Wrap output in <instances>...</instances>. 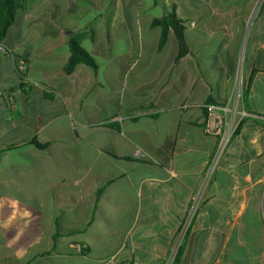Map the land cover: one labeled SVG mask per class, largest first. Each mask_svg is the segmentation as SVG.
Here are the masks:
<instances>
[{"label":"crops","instance_id":"crops-1","mask_svg":"<svg viewBox=\"0 0 264 264\" xmlns=\"http://www.w3.org/2000/svg\"><path fill=\"white\" fill-rule=\"evenodd\" d=\"M255 10L27 0L0 61V264H264V0ZM172 12L179 59L153 25ZM69 33L96 71L65 72ZM214 36L224 54L207 65ZM241 70L249 110L210 173L205 107L232 101Z\"/></svg>","mask_w":264,"mask_h":264},{"label":"trees","instance_id":"trees-1","mask_svg":"<svg viewBox=\"0 0 264 264\" xmlns=\"http://www.w3.org/2000/svg\"><path fill=\"white\" fill-rule=\"evenodd\" d=\"M27 0H0V42L7 37L10 28L14 25L17 15L23 12L26 9ZM153 25L160 27L162 30L160 47H163L167 41L169 30L172 29L176 36V39L179 44V58L184 57L188 48L185 41V27L180 19L176 16L175 12H172L165 16L162 19H157L153 22ZM70 34L69 46H70V57L65 66V72L67 74L72 73L76 67L80 64H85L92 68L93 70L98 69V65L94 58L87 52L80 43V35ZM251 94V79L248 83H243L242 86V96H243V105L246 110H249V98ZM208 104H214L210 101ZM206 110V108H205ZM207 114V112H206ZM240 125L237 128L239 130ZM236 131V132H237ZM39 147L44 148V145H39ZM101 189L98 192L97 199L100 198L102 194ZM182 247L179 248L177 258L182 255Z\"/></svg>","mask_w":264,"mask_h":264},{"label":"built area","instance_id":"built-area-1","mask_svg":"<svg viewBox=\"0 0 264 264\" xmlns=\"http://www.w3.org/2000/svg\"><path fill=\"white\" fill-rule=\"evenodd\" d=\"M10 53V49L4 42H0V61L1 58ZM243 104L242 88L236 90L232 101L227 104H208L206 105L207 125L206 131L210 134L219 136V143L212 159L210 173L213 172L216 164L222 157L225 149L229 145L232 137L238 128V120L242 117L240 110ZM191 218V217H190ZM193 218V216H192ZM129 264V263H112Z\"/></svg>","mask_w":264,"mask_h":264},{"label":"rangeland","instance_id":"rangeland-1","mask_svg":"<svg viewBox=\"0 0 264 264\" xmlns=\"http://www.w3.org/2000/svg\"><path fill=\"white\" fill-rule=\"evenodd\" d=\"M213 1L215 2V4L218 3V5H221V3H222L224 5L233 6L234 4L235 5H238V4L240 5V4L244 3L245 0H213ZM250 1H252V15H254L255 11H256L255 9L259 6V3L262 0H248L249 3H250ZM219 2H221V3H219ZM214 8L217 9L218 6L214 5ZM248 10H249V8H248ZM90 16H91V14H90ZM251 29H252V25H251ZM219 41H220V39L217 38L216 36H214L213 39H211V41L208 42L207 46L203 50L201 56H202V59L206 62L207 65H209L210 60H211L212 56H214V54H218V55L220 53L222 55L224 54L223 45L221 43L222 41H220V42ZM225 41H227L228 43L231 42L230 40L229 41L225 40ZM236 44H237V41L231 42L230 43V48L232 50H234ZM219 74H220L219 72L213 71V78H214L213 81L215 83H216V79L219 76ZM239 74H240L239 75V82H238V86H237L236 90H238V89L241 90L242 84H243L242 78H241L242 77V70L240 71ZM217 93H218V90H217V85H216V86H214V95H216ZM240 110H241V112H243V104L241 105Z\"/></svg>","mask_w":264,"mask_h":264}]
</instances>
